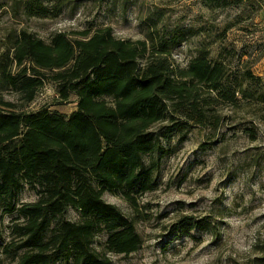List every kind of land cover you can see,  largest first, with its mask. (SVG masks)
I'll use <instances>...</instances> for the list:
<instances>
[{"label":"trees","instance_id":"trees-1","mask_svg":"<svg viewBox=\"0 0 264 264\" xmlns=\"http://www.w3.org/2000/svg\"><path fill=\"white\" fill-rule=\"evenodd\" d=\"M204 1L212 8L215 0ZM24 9L46 16L34 0H24ZM70 35L57 32L45 43L20 30L0 58V91H13L19 102H33L46 83L60 101L76 99V111L65 117L18 111L0 97V208L15 214L7 240L0 235V264H112V255L138 251V199L155 187L165 151V134L151 127L167 123L180 143L195 126L217 130V105L252 99L251 82H261L250 70L231 78L224 60L205 48L186 68L174 66L173 51L191 30L149 29L137 41L117 38L109 26ZM257 89L264 102V87ZM25 188L37 198L17 205ZM104 193L120 197L136 217L106 203ZM68 210L76 220L64 218ZM192 221L185 218L182 229Z\"/></svg>","mask_w":264,"mask_h":264},{"label":"rangeland","instance_id":"rangeland-1","mask_svg":"<svg viewBox=\"0 0 264 264\" xmlns=\"http://www.w3.org/2000/svg\"><path fill=\"white\" fill-rule=\"evenodd\" d=\"M46 9L45 17L30 16L24 0H0V58L11 48L13 37L26 30L47 43L52 34L94 31L109 26L123 40H143L156 29L159 35L191 30L173 51L172 61L186 68L198 51L224 60L233 79L250 70L260 84L251 82L254 97L235 105L220 104L217 130L195 126L185 141L168 132L167 123L151 127L165 134V149L159 155L155 187L139 197L136 217L120 197L104 193L103 200L135 218L142 239L130 255H112V264H257L264 260V102L258 101L264 87V2L258 0H34ZM228 28V30H227ZM11 51V50H10ZM15 71V67L12 66ZM257 90V91H256ZM4 101L18 111L47 110L68 117L76 111V99L60 101L55 86L46 83L33 102L23 104L10 90L0 91ZM25 188L17 205L36 200ZM15 214L0 208V235L7 240ZM76 220L68 210L64 216ZM185 218L190 230L182 229ZM188 228V229H189ZM103 236L97 238L102 244ZM264 264V263H262Z\"/></svg>","mask_w":264,"mask_h":264}]
</instances>
